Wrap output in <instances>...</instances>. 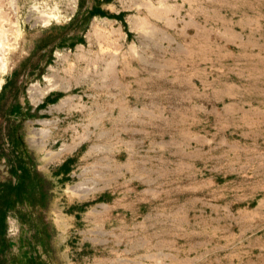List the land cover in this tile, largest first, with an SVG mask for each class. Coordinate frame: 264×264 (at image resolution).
<instances>
[{
    "label": "rangeland",
    "instance_id": "obj_1",
    "mask_svg": "<svg viewBox=\"0 0 264 264\" xmlns=\"http://www.w3.org/2000/svg\"><path fill=\"white\" fill-rule=\"evenodd\" d=\"M1 1L0 184L26 170L28 196L0 264H264V0ZM95 17L123 33L106 37L115 71Z\"/></svg>",
    "mask_w": 264,
    "mask_h": 264
},
{
    "label": "bare ground",
    "instance_id": "obj_2",
    "mask_svg": "<svg viewBox=\"0 0 264 264\" xmlns=\"http://www.w3.org/2000/svg\"><path fill=\"white\" fill-rule=\"evenodd\" d=\"M1 1V0H0ZM4 1H1L0 3L4 4L3 3ZM1 4H0V9H1ZM3 10V9H2ZM5 11H1L0 10V18L4 19L5 16ZM59 15H56L53 13V11L49 10V11H46L45 9L42 10V13L39 15V18L44 22V23H48L51 19H58ZM6 19V18H5ZM144 20V17H141L139 19V21H142L143 22ZM100 21H103V19L99 20L97 17H95V19L93 20L92 22V25H91V31L88 33L91 37L92 36H96V38H100V43H99V48H98V51L97 53L99 54L98 58L101 60V61H104L107 65V67H109L110 64H112L111 66V69H113V71H115V63H116V60H119V61H122V62H125V65H126V61L124 58H127L124 53H122V58L121 56H119L117 52L115 51H109L107 49V46L105 45H110V41H108L106 39V37H108L107 34H112L114 33L115 31H119L118 33L123 35L122 31L120 28H112L110 30V33H107L105 32L101 27L100 25H98L97 22H100ZM2 26V24H0ZM6 32V31H5ZM3 29L2 27H0V46H4L6 44V41L3 39ZM102 40H104L103 43ZM6 46V45H5ZM134 45L132 44L130 46V49L131 51L134 49ZM80 49L82 48V46L79 47ZM6 50V48H4ZM131 51H129L131 53ZM3 52V51H2ZM1 53V52H0ZM7 52H3V54H1V59H0V72L1 71H5L8 67V59H7V56L6 54ZM96 53V55H97ZM58 55L64 57L65 59H69L68 55L66 54H60V53H57ZM83 54H78V57H82ZM139 56H141V53H139ZM110 58V59H108ZM51 69L54 70V67L51 66ZM65 71L69 74L70 77H72L75 73V71H77V73L80 75V77L86 75L88 72H89V69L87 68L84 72H81L79 70H77V65L76 64H72L70 63L69 64V67H67L65 69ZM52 76H55V73H52ZM46 79H48V83L45 85V86H41L38 82H35V83H32L31 86H30V91L32 92V95L35 97V98H41L45 93H48L49 91L53 90L54 88H56L57 86H59L61 84L62 81H60L63 77L61 76H58V78H52L51 76L50 77H45ZM68 79V78H67ZM2 81L3 79L1 78L0 76V88H1V85H2ZM69 86V85H68ZM63 101H65V99L63 98ZM44 128H40L39 130L37 131H34V134H36V136H33V138L35 139L33 142L35 144H38V146H42V147H45L47 142H48V137L50 136L51 132H52V127H53V123L50 121V120H44ZM76 145L70 146V144H67V143H63L61 145V147L56 150V151H47L46 154L51 157V158H54V157H58L60 156L61 154H63L64 152L66 151H69L70 149H74ZM101 146L100 145H93L91 146V149L88 150V153L90 154V152L94 150L96 151H99V148ZM95 151V152H96ZM88 168H85L84 171H87ZM96 175H100V173H95V176L92 177V178H88L86 179L84 182H81L79 185L75 186L73 188V192L75 193H89L93 190H95L97 188V185L99 183V181L101 180L99 177H97ZM99 178V179H98ZM72 194V193H71Z\"/></svg>",
    "mask_w": 264,
    "mask_h": 264
},
{
    "label": "trees",
    "instance_id": "obj_3",
    "mask_svg": "<svg viewBox=\"0 0 264 264\" xmlns=\"http://www.w3.org/2000/svg\"><path fill=\"white\" fill-rule=\"evenodd\" d=\"M91 14H97L103 12L99 8H94ZM28 178L26 170L20 173V180L17 183L12 181L0 184V250L4 246L3 235L6 228V209L9 206H14L18 202L26 201L27 187L25 179Z\"/></svg>",
    "mask_w": 264,
    "mask_h": 264
}]
</instances>
